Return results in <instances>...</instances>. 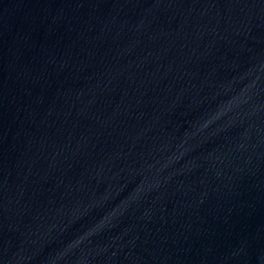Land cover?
<instances>
[{
    "label": "water",
    "instance_id": "1",
    "mask_svg": "<svg viewBox=\"0 0 264 264\" xmlns=\"http://www.w3.org/2000/svg\"><path fill=\"white\" fill-rule=\"evenodd\" d=\"M0 264H264V0H0Z\"/></svg>",
    "mask_w": 264,
    "mask_h": 264
}]
</instances>
